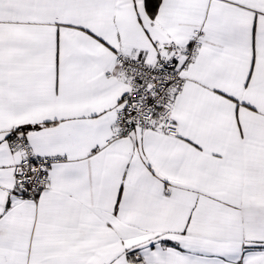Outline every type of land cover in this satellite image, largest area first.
Here are the masks:
<instances>
[{
  "label": "snow or ice",
  "instance_id": "6c2138e0",
  "mask_svg": "<svg viewBox=\"0 0 264 264\" xmlns=\"http://www.w3.org/2000/svg\"><path fill=\"white\" fill-rule=\"evenodd\" d=\"M0 264H264V0H0Z\"/></svg>",
  "mask_w": 264,
  "mask_h": 264
}]
</instances>
